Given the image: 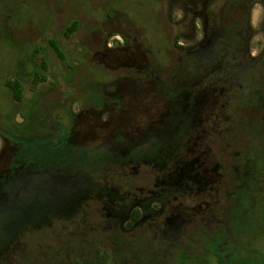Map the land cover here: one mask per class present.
Instances as JSON below:
<instances>
[{"label": "rangeland", "instance_id": "1", "mask_svg": "<svg viewBox=\"0 0 264 264\" xmlns=\"http://www.w3.org/2000/svg\"><path fill=\"white\" fill-rule=\"evenodd\" d=\"M224 2L225 0H0V116L8 128L13 122L27 124L29 118L30 123L37 126L41 123L38 112L42 109L48 112L51 110V118L46 122L48 131L58 129V120L66 126V138L72 145L90 152H107L115 158L129 160L128 152L133 142L117 140V137H124L117 128L122 125L117 124L114 119L102 128L97 124L98 121L107 123L113 110L111 106L98 112L87 111L89 120L79 119L73 128L69 129L72 123L69 114L75 115L81 111L84 95L89 93L99 99L100 92L102 94L101 87L119 76L117 70L121 66L114 69L115 65L111 63L110 58L99 51H106L105 45L109 42L108 45H112L114 52L119 55L123 53L132 60L135 54L142 50L149 57L151 65L155 68V65H159L161 76L167 80L171 73L178 69L180 56L197 51L219 34L217 21ZM74 19L78 21V26L74 31L68 32L67 28ZM242 34L243 53L250 57L252 62L264 56V0L252 6ZM51 39L62 51V57L51 44ZM123 40L130 42L123 44ZM212 67L213 71L217 69L216 65ZM124 70L122 69L121 73L125 72ZM35 71L43 73L44 80L40 79L35 83ZM130 71V75L136 74L133 70ZM255 72L260 75V80L253 85L247 81L242 92L236 89L244 75H241L239 80L233 76L231 83H228L230 79L226 78L227 81L223 84L227 89L224 99L232 100L231 106H217L211 110L206 108L203 114V124L217 128L214 129L211 142L214 152L218 154V163L222 165L218 172L224 174L222 177L218 174L212 177L213 182L210 185L218 190L217 193L214 190L211 192L216 194L223 208H227L226 198L236 185L230 176H238L244 187L235 186L237 189L235 188L233 196L229 195L235 199V208L231 207L230 212L219 208L223 219L229 221V232H225L221 227L223 232L219 233V238L212 243L208 236H211V232L219 230L218 221L214 224L208 218L199 220L201 215L197 214L192 237L200 238L201 244L221 245L223 251L230 250L229 254L236 251L240 253L241 245L254 244L253 249L264 257V72L261 69H255ZM14 77H18L20 81V100L14 98L11 87L5 84L6 79ZM256 80L254 77L253 82ZM115 88L117 89V86ZM106 89L113 91V87L109 85ZM124 90L131 96L130 101L140 95L139 99L133 102L136 110L149 108L150 104L143 91L128 86ZM116 113L121 115L123 111L118 109ZM144 127L146 125H143L142 129ZM140 133L138 134L141 136ZM6 138L0 133V205L4 206L6 215H13L20 211L26 201L35 196L29 186L32 185V180L37 178L34 176V169L38 165H35L30 157L19 160L16 154L19 146L10 145ZM142 139L138 138L137 141H143ZM207 156L208 162L213 163L210 152ZM109 164H103L106 167L102 166L95 172L98 179L107 177L106 182L111 185L120 183L121 192L131 190V168L125 169L115 164L113 166L112 162ZM231 165H236L238 171L228 172ZM56 168L55 171L50 167L47 169V172L52 171L49 172L50 177L57 181L54 186L60 185L59 181L64 176L58 165ZM40 181L35 182V189L39 191ZM224 182L225 188L221 187ZM141 184L152 188L150 177ZM62 186L67 190L71 188L66 183ZM34 193L36 194V191ZM140 193V190H137V194ZM106 195H100L98 201L88 204V217L82 222L83 227L77 230L80 236L85 237L86 243L81 247L84 254L91 251L96 253L95 249L101 253L99 258H94L88 264L104 263V255H109L108 262L114 264L112 233H120L135 244L139 239L144 242L141 246L131 247L135 256L142 259L133 258L126 264H177L180 239L178 236L183 228L179 225V230L177 224H183L186 216L182 218L178 215L179 212L175 211L176 214L171 213L158 220H147L131 227L126 224L131 211V204L127 205L129 198L123 196L118 199L110 193ZM205 199L209 200V196ZM149 204L151 211L161 206L158 200L150 201ZM112 207L119 211L118 220L108 217L107 211H112ZM58 225L59 227L52 226L44 232L30 233L32 238L28 240V244L17 249L21 252L17 258L4 264H34V260L38 261V264H57V260L63 264H74L69 260L72 259L75 249L68 247L72 251L69 258L65 252L66 244L63 246L66 239L70 238L69 232L74 226L63 228L62 223ZM198 225L202 237L195 235ZM92 234L99 237L97 247L91 245L89 236ZM184 242L190 243L189 240ZM37 243L46 244V251H50L47 256L41 255L42 246L37 251ZM198 251L203 249L199 248ZM36 252L38 255L34 258ZM247 259L254 260L253 257ZM184 260V264H187ZM189 262L195 264L193 258H190Z\"/></svg>", "mask_w": 264, "mask_h": 264}, {"label": "flooded vegetation", "instance_id": "2", "mask_svg": "<svg viewBox=\"0 0 264 264\" xmlns=\"http://www.w3.org/2000/svg\"><path fill=\"white\" fill-rule=\"evenodd\" d=\"M217 24H219L218 21ZM219 35L220 29L216 37L209 40L206 45H203L197 51L199 53L203 52L201 50L208 45L211 46L212 42H216ZM52 42L55 41L51 39ZM126 42H130V40H123V44ZM108 44L109 42H106V51L102 49L99 52L110 58L111 63L115 65L114 69L121 66L117 70L119 76L104 84L103 88L101 87L102 94L100 92L99 99L92 97L89 93L84 95L85 99L81 101V111L75 114L76 116L72 113L69 114L72 122L69 129H72L79 119L89 120V112H98L108 106L113 108L107 123L103 124L98 121L97 124L99 128H102L114 119L117 124L122 125L117 126V128L124 135L121 139L117 137V140L133 142L128 152L130 155L129 160H126V164H120V167L125 169L131 168L129 178L131 179L132 189L126 191L124 196L130 197L131 213L129 220L139 215L133 220L131 227L142 224L147 220H158L160 217L171 213L176 214L175 211H177L182 218L186 216L183 224H177L178 227L179 225L180 227L183 226L182 230L179 227L178 239H180L177 240L180 257L182 260L185 258L184 261H187V264H190V258L194 259L195 264H217L218 262L219 264H233L234 262L238 264H264V257L253 249L254 244L241 245L242 251L240 253L236 251V253L229 254L230 250L228 252L223 251L221 245L201 244L200 238L192 237L193 230H195L194 222L198 219L195 217L197 214L201 215L199 220L208 218L214 224L218 221L219 230L211 232V236H208L209 241L212 243L219 238V233H222L223 230L229 232V221L223 219L220 209L230 212L231 207L235 208V199L230 196H233V192L237 189L235 186L244 187L238 176H230L236 185L229 193L230 196L228 195L226 198L228 200L225 201L227 208H223L216 194H213V191L211 192V190H214L217 193L218 190L210 185L213 182L212 177L216 174L222 177L224 174L218 172V168L222 169V165L218 163V154L214 152V145L211 142L215 126L210 125L207 127L203 124V114L206 112V108L210 110L217 106H225L226 108L232 104V100L224 99L227 89L224 88L223 84L217 82L216 73L214 72L213 76L204 77L203 79L200 77H186L182 73L190 70L178 68L166 80L161 76L158 69L159 65H155L156 68L151 65L149 57L142 50L139 49L140 53L137 52L130 60L123 53L119 55L114 52L112 45ZM194 52L196 51L192 53ZM188 54H191V52ZM185 55L186 53L180 58H184ZM124 68L128 69L124 70ZM122 69L125 72L121 73ZM130 69L136 74L130 75ZM204 76L206 75L204 74ZM107 85L112 86L113 91H108L106 89ZM127 86L143 91L148 104H150L149 108L141 111L136 110L134 103L140 95L136 96L135 100L130 101L131 96L124 90ZM118 109L123 111L121 115H119L120 112L119 114L116 113ZM38 114L40 115L38 118H40L41 114L39 112ZM38 124L40 126V123ZM143 125H146L144 129H142ZM147 128H150V130H147ZM138 133L142 135L140 136ZM3 136L7 137L6 139L10 145L19 146L17 147V158L25 160L24 157H20V142L6 135ZM138 138H143V141H137ZM208 152L213 157V163L212 161L208 162ZM37 168L34 169V176H37L38 181H40V171ZM142 168H145L143 169L145 172ZM230 171H233V173L238 171L236 165H231L228 168V172ZM147 177L151 178L152 188H146L141 184ZM221 187L225 188V182ZM137 190L141 192L139 195ZM206 196H209V200L205 199ZM153 200H158L161 204L155 211L149 210L148 206L149 202ZM172 203H176V205H171ZM112 209V211H107L108 217L118 220L119 211L115 207H112ZM135 212L139 214L137 215ZM221 227H223V230ZM200 230V226H196L195 235L202 237ZM186 240H189L190 243L184 242ZM199 248H202L203 251H198ZM247 257H253L254 260L249 261Z\"/></svg>", "mask_w": 264, "mask_h": 264}, {"label": "trees", "instance_id": "3", "mask_svg": "<svg viewBox=\"0 0 264 264\" xmlns=\"http://www.w3.org/2000/svg\"><path fill=\"white\" fill-rule=\"evenodd\" d=\"M261 1L225 0L218 18L220 35L217 41L212 42L211 46L208 45L201 50L203 52L199 53V51H196L186 54L184 58H179L178 68L190 70L182 73V75L203 79L204 77L213 76L215 72L217 82L221 84H224L227 79H230L228 83L233 82V76L236 77V80H239L240 76L244 75L243 80L240 79L238 82L239 86L236 90L239 91L244 90L243 88L247 81L251 82L250 84L252 85L253 83L257 84L258 80H260V75L255 72V69H261L264 72V56L262 55L257 61L252 62V59L243 53L242 31L245 27L247 14L252 6ZM77 26L78 21L74 19L67 28L68 32L74 31ZM51 44L62 57L63 53L58 49L56 42ZM213 65L217 66L215 71H213ZM254 77L257 79L255 82H253ZM44 78L43 73L35 71V83L40 79L44 80ZM5 84L11 87L14 98L20 100L21 88L18 77L6 79ZM247 88L248 86L245 89L247 90ZM243 102L244 99L242 100ZM39 113L41 114L39 119L41 122L40 126L30 123V118L28 117L30 124L13 122L11 127L8 128L4 119L0 116V133L20 142V157L25 159L30 157L32 162L38 165L37 169L40 171V182L42 184H40L39 191L35 189V182H39L38 178L32 180V185L29 187H31V191L35 196L26 201L19 212L16 211L13 215H6L3 211L4 206L0 205V264L17 258L21 253L17 249L23 247L24 244H28V240L32 238V235L29 236L30 233L34 231L44 232L51 229L52 226L59 227L58 224L60 223H62L61 227L63 226V228L69 225L74 226L73 230L69 232L70 238L68 237L69 239H66V243L63 244V246L66 244L65 252L69 258L72 251L68 247L72 246L75 249L73 257L69 261L74 264H88L94 258H99L101 254L98 249H95L96 253L91 251L86 254L81 250L86 241L84 236H80L81 234L77 233V230L79 227H83L82 222L88 217L89 213L86 212L88 204L91 201H98L100 195L107 196L106 194L110 193L119 199L126 192H121L122 186H120V183L111 185L106 182L107 177L103 179L99 177L98 179L95 172L101 169L103 164L110 165L109 163L111 162L113 166L114 164H126V159L115 158L110 153L102 151L90 152L81 149L79 146L72 145L67 141L65 134L67 128L63 123L58 122L57 130L48 131L47 127L49 126L46 125V122L48 118H51V110L48 112L46 109H42ZM57 165L59 166V171H62L64 175L59 182L62 185L65 183L70 185L71 188L69 190L61 184L54 186L57 181L50 177L49 172L57 170ZM49 167L52 171L47 172ZM110 180H112L111 177ZM35 190L38 191L36 194L34 193ZM127 205L130 206V203L127 202ZM136 214L138 215L139 213ZM133 216L135 215L133 214ZM137 217L139 215L133 217L126 224L131 226L133 220ZM112 235L109 236H112L111 244L114 245L112 248L114 264H126L129 260L137 258L131 247L143 245L144 242L142 240L139 239L138 243L135 244L129 238H124L120 233H112ZM89 238L91 239V245L97 247V239L99 237H95V234H92ZM44 244L37 243L34 245L37 251L42 246L41 255L47 256L50 251H46L47 246ZM44 246L45 248H43ZM34 254V258H37L38 253ZM148 255L151 256V254ZM104 257L105 262H102V264H112L108 262L109 255H104ZM137 259L141 260L142 257ZM55 263L63 264V262L58 260ZM67 263L69 264L70 262ZM34 264H38V261L34 260ZM177 264H184L180 257V251L177 256Z\"/></svg>", "mask_w": 264, "mask_h": 264}]
</instances>
